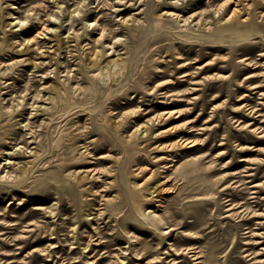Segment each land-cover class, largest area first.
<instances>
[{"label": "rangeland", "instance_id": "obj_1", "mask_svg": "<svg viewBox=\"0 0 264 264\" xmlns=\"http://www.w3.org/2000/svg\"><path fill=\"white\" fill-rule=\"evenodd\" d=\"M134 1L0 0V67L12 69L2 78L0 148L9 157L23 136L30 143L12 162L0 157V264H264V0H138L121 11ZM69 34L75 58L63 43ZM103 42L108 54L130 63L129 78L119 85L140 88L137 101L118 111L140 108V121L165 107L184 113L156 124L137 143L129 141L135 118L113 131L116 110L93 100L96 85L77 80L84 55ZM165 79L173 82L158 85ZM51 84L68 92L50 90ZM82 95L87 98L78 103ZM40 105L49 112L37 111ZM76 106L82 110L73 112ZM94 114L106 127V147L96 148L97 133L85 139ZM28 121L36 138L25 129ZM36 148L47 151L43 164L22 173ZM101 153L108 157L98 158ZM93 167L100 171L83 183L91 190L72 184L74 170ZM61 172L56 182L71 193L38 202L21 185L22 179L49 183ZM132 181L148 197L153 184L170 191L145 203ZM254 210L262 214L252 216ZM29 221L34 229L27 230Z\"/></svg>", "mask_w": 264, "mask_h": 264}, {"label": "bare ground", "instance_id": "obj_2", "mask_svg": "<svg viewBox=\"0 0 264 264\" xmlns=\"http://www.w3.org/2000/svg\"><path fill=\"white\" fill-rule=\"evenodd\" d=\"M137 3H138V0H135L134 2H132L129 5L125 6L124 8H121L122 9L121 11H127V10H129L131 8H134ZM102 7H103V5L100 7V9ZM234 11H235V9H234ZM234 11L232 12L231 15L234 14ZM164 13L165 14H169V15H173L176 18L181 16L180 13H178L176 11H165ZM131 18L134 19V15H132ZM124 21L127 22L126 18L123 19V22ZM20 22H21V20L18 23H20ZM111 32H115V30L111 29ZM103 34H104V29L102 28L101 35H103ZM80 36L81 35H79V34L78 35H74L75 38L73 37V39L78 41L80 39ZM104 36L106 37V34ZM70 38L72 39L70 34L65 36V37H63V43H65V46L67 48H69V52H71L72 57L75 58V56L78 55V52L76 51L77 53H75L74 50H76V49H73L72 47H70L71 46V44H70L71 39ZM137 38H138V43L137 44L140 46V35L139 36L137 35ZM29 41L30 40H28V42ZM74 45L76 46L77 44L75 43ZM39 47L40 46H38L35 49V51L37 53H42V51H38ZM28 48H30V47H28ZM21 50H24V49H19L18 51H21ZM52 58H54V56H51L50 61L52 60ZM24 60H19L16 63H11L10 65H12V66L16 65L17 63L23 62ZM66 61H68V63L65 65V67L70 66L69 62H71V61L70 60H66ZM1 63H2V61H0V64ZM60 63H61L60 59L58 60V62L56 61V66H55V73L56 74H59L60 65H61ZM82 63H83V67H84L85 72L77 80L90 81L94 85H96L98 90L93 95V100L95 102L107 101L109 103V106H110L109 110L111 112L116 110L115 114H113L114 115V119H113V117H112V119H111V117H109L112 120V122H111V126L113 128L112 130L115 131V132H119L120 130L128 128L131 125V123L133 122V118L138 120L133 125L135 128H134V131L132 133V138L129 139V141L130 140L132 141L133 138H134V140L132 142H130V143H137L140 140V135H143L141 137L146 136L148 134V130L153 128L156 124L161 125V124L165 123V121L168 118H171L174 114H177V116H178L181 113H184V109L183 108L172 109L170 107H165L162 111H158V112L153 113L152 115H149V117L146 120L140 121V119H142L145 116L144 112L140 108H137V109L133 108L130 111H124V112L118 111V108L123 107V104H128L129 105V104L135 103L137 101V96L140 93V88H138V86H128V87L124 88V84L119 85V83H121V81H123L124 79L127 80L129 78V74L126 73V70L130 67V63H128V58L127 57H121V56L114 57L113 54H108L107 48H105V46H104V42H103V46L101 48L95 49L89 54H85L84 57H83ZM40 65H42V64L34 61V66L35 67H39ZM186 65H187L186 63L182 64L181 67H185ZM9 68H10V66L5 67L4 69H2V67H0V93H1V90H2V87H1L2 84L6 82V81H3L2 78L4 77V75L8 76L9 73L12 72V69H9ZM187 74L188 73H184V74H182V76L187 75ZM48 76L49 75H46V77H48ZM250 76H254V75L253 74H249L246 77H250ZM69 77H71V79H73V80H76V78H78L76 73L73 74L72 76H69ZM107 81H109L108 85L105 84V83H107ZM183 81H185V80H183ZM172 82L173 81L171 79H165V80H162L161 82H159L158 85H160V84L164 85V86L165 85H170V83H172ZM48 88L50 90H53V91H56V92H59V93H60V91H63L62 90V88H63V89H65V91H63V93H65V92L67 93L68 92V88L66 86H64V85L63 86H59L58 84H51L50 86H48ZM107 88L110 90V92H109L110 94H108V95H106ZM77 89L80 90L79 93L81 94L82 87L77 86ZM132 92H134V93L132 94ZM149 93L150 94H152V93L156 94L154 91L149 92ZM149 93L147 92V94H149ZM167 93H168V91H165V94H167ZM172 94H174V93H169L168 95L170 96ZM86 98L87 97L83 96V95L79 96V102L78 103L85 102ZM41 99H43V98H41ZM175 100H176V98H175ZM177 100L178 101H187V99L185 97L177 98ZM36 101H38V97H36L34 102H36ZM168 103L169 104H173V103H175V101H170ZM168 103L166 105H169ZM49 108H50V106L41 107V105H40L39 107H37V111L39 109H42V110H47L49 112ZM77 109H81L82 110L81 106H76V107H74L73 112H76ZM249 109H250V111H249L250 113L257 112L255 106L251 107ZM150 112H152V110H147V112H145V113L148 114ZM18 113L22 114V112H20V111ZM51 115L54 117V113L53 112H51ZM79 115H83V114H79ZM56 117H57V115L55 116V118ZM116 117H117V119H116ZM91 118H93V122H92L91 127L89 129H87L86 132H85V139L88 138L90 135H93V134L97 133V134H99L97 139L93 138L96 141V144H97L96 148L106 147V142L109 140V138L107 136H105L104 134H102V131L106 130L105 125H103L102 123L98 122L95 119L96 118L95 114L91 115ZM51 120H54V119H51ZM122 120H124V123H123ZM150 121H152L151 124H149ZM156 121H157V123H156ZM25 126H26L25 129H28L29 132H31L30 137L32 136V137L36 138L37 137L36 129H35V126L32 124V122L28 121L25 124ZM173 127L174 126L162 130L160 132V134H162V133L165 134L166 131H168L170 128H173ZM254 129L255 130L256 129L260 130L261 126L255 127ZM260 131H262V130H260ZM181 139L183 141H186L187 143H189L190 146L195 144L194 140H189L187 138H184V139L181 138ZM32 141L34 142L35 139H33ZM21 142H24L23 144H25V145H19V144H21ZM27 144H28V141H27V137L25 135V136H23V138L20 141L15 142V145H16L15 148L17 150H14L12 153L9 152V157H7L8 152H5L4 149L0 148V149H2V151H0V153H2L0 155V157L3 156V155H6L5 158H6L7 162H12L11 159H10L11 155L16 154V155H23L24 156V154H26V152L28 151V148L30 147V143H29V145H27ZM87 145L88 144H85L83 146H87ZM87 148H88V146H87ZM30 151L34 155V158L32 160H29V161L25 162L23 164V166H21L20 170H21L22 173L26 172L27 174H29L32 171V168L34 166H38V165L43 164V162H40L41 161L40 159L43 158L47 154V151H45L43 149L41 151L40 149L36 148L34 150L30 149ZM106 157H108V154H105V153H101L98 156V158H102V159H105ZM242 159L243 160H247L246 158H242ZM7 162H5V163H7ZM84 163H86V162H84ZM89 170L90 171H88L87 173H84V174H81V172H79L78 170H74L72 172V179H71L72 184H75L81 190H83V189L84 190H86V189H88V190L90 189L91 190L92 188H89V187H86V188L84 187L83 188V183H84V181L86 180L87 177H90L89 176L90 173L93 172V174L91 175V177H93L95 175L94 173L100 171V169H98L96 167H93L92 169H89ZM44 176L45 175L39 176V177H41V180H42ZM61 177L64 178V174L62 172L57 174V175L50 176L49 178L51 179L50 181H52V182H49V183L39 181L38 178L36 179L35 182H31V183H28L26 180L22 179L21 185L27 186V192L26 193L29 196H31L34 201L41 202V201H45L46 199L51 197V195L53 193H56V192H58L60 194L63 191H67V192L71 193V190L69 188H66L65 186H63L60 183L56 182L57 180L58 181H62ZM50 183H53V184H50ZM253 185L257 186V185H260V183H255ZM42 186H45L44 190L41 189ZM131 186H132L134 194L136 196L140 197V193L143 191V189L140 187V184H138L135 181H132L131 182ZM39 189H41L42 192L38 191ZM148 189H151V192H150L151 197L154 196V195L155 196H161L162 191L164 189H167V190L170 191V187L165 188V187H162V185L160 187L157 184H153ZM155 192H157V194H154ZM252 192H257V190H253ZM141 195H143V201H145V203H149V200L151 199V197H148V195L142 194V193H141ZM250 197H257V196L256 195H252ZM36 208L40 209L41 207L37 206ZM230 208L231 207H229L228 209H230ZM1 213L2 212L0 211V214ZM36 213H38V212H36ZM261 214H262L261 212H258L257 210H254L252 216H259ZM20 224H21V222H20ZM13 225H14V223H13ZM27 225H28L27 228L29 227L27 230H30V229H34V227L33 228H30V227L35 225V223L32 222V221H29V223ZM22 237H25V236L23 235ZM198 257H200V256L199 255L195 256V258H198ZM153 261H155V260H153ZM257 262H262V260H257Z\"/></svg>", "mask_w": 264, "mask_h": 264}]
</instances>
